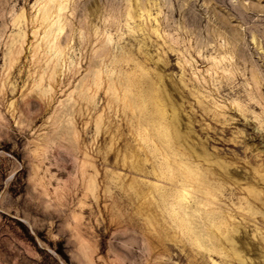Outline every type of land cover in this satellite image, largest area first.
Masks as SVG:
<instances>
[{
    "label": "rangeland",
    "instance_id": "obj_1",
    "mask_svg": "<svg viewBox=\"0 0 264 264\" xmlns=\"http://www.w3.org/2000/svg\"><path fill=\"white\" fill-rule=\"evenodd\" d=\"M0 264H264V0H0Z\"/></svg>",
    "mask_w": 264,
    "mask_h": 264
},
{
    "label": "bare ground",
    "instance_id": "obj_2",
    "mask_svg": "<svg viewBox=\"0 0 264 264\" xmlns=\"http://www.w3.org/2000/svg\"><path fill=\"white\" fill-rule=\"evenodd\" d=\"M214 51V50H213ZM220 53V52H219ZM211 58V57H210ZM233 62V61H232ZM220 65V64H219ZM216 66V65H215ZM213 67V66H212ZM225 67V66H224ZM209 69V68H208ZM211 69V68H210ZM215 69V68H214ZM233 70V69H232ZM233 72V71H232ZM216 73V72H215ZM234 73V72H233ZM233 76V75H232ZM216 77V76H215ZM234 77V76H233ZM206 81V80H205ZM254 81V80H253ZM259 84V83H258ZM242 113V112H240ZM163 126L159 127V130L162 131L164 130L162 128ZM160 133V132H159ZM164 136V135H163ZM175 163L177 164L178 166V169L181 171L180 172V177H176L175 175H173V167L171 165V163H169V161H165L163 163V166L162 167V171H161V177H167L168 180L170 181L169 183V186L171 187V191L168 193L166 192V188H164V184L161 183V181H156V183L154 184L156 186V189L159 191V194L160 196L163 198V201L165 203H169L170 202V197L173 198V200L175 199L176 200V206L180 207V208H184L186 206H183V203L187 201V199L189 197H191L192 194H194L195 192L193 191H190L189 189H187L189 186H192L190 184H193L194 181L193 179H197L198 182L203 179V174H200L189 162H187L186 160H183V159H180V160H174ZM174 163V162H173ZM172 163V164H173ZM198 166V165H197ZM176 167V165H175ZM158 171V170H157ZM158 174V173H157ZM157 177V176H156ZM189 177V179H188ZM207 178V177H206ZM205 179V178H204ZM202 180V183H203V186H199L197 185L196 187H193V189L196 191V190H199V191H204L205 195L206 194H209L213 199H215L216 197L213 195V194H210L209 192V189H208V185L209 183L207 184L205 182V180ZM208 179V178H207ZM164 183V182H163ZM207 185V186H206ZM213 185V184H212ZM167 186V187H169ZM212 188V187H211ZM155 189V190H156ZM209 196V197H210ZM161 198V199H162ZM201 199V198H200ZM208 200V199H207ZM199 201V200H198ZM167 205V204H166ZM171 205L173 206L174 203L171 202ZM183 206V207H182ZM195 207H196V204H195ZM173 211L175 212V215L177 216L178 215V211L176 209H173ZM197 212V210L195 211ZM207 213V212H206ZM211 213V212H210ZM189 213L187 211H184V216L188 215ZM223 214V213H221ZM206 215V214H205ZM209 215V214H208ZM184 216L183 217H180V216H177V219L180 220V225L184 228V227H187L185 222H184ZM212 216V215H211ZM207 217V216H205ZM211 219H209L210 223H211V226L213 227H216V229L221 225V224H224L226 223V220L224 219L223 215H221L220 218H218V220H215L216 218L215 217H210ZM206 219V220H208ZM176 224V223H175ZM179 226V225H178ZM207 228V227H206ZM178 230V228H177ZM207 230V229H206ZM218 230V229H217ZM187 233H189L188 235L193 237V241L199 245L200 248H204L203 244H202V238H203V235L204 234H207L206 232L203 234L201 233V236L200 235H192V229H186ZM208 231V230H207ZM201 232V231H200ZM214 236V235H213ZM212 236V237H213ZM216 236V235H215ZM189 238V237H188ZM210 240V239H209ZM195 245V244H194ZM197 245V246H198ZM208 247V246H207Z\"/></svg>",
    "mask_w": 264,
    "mask_h": 264
}]
</instances>
